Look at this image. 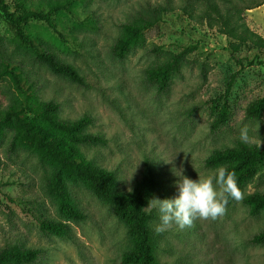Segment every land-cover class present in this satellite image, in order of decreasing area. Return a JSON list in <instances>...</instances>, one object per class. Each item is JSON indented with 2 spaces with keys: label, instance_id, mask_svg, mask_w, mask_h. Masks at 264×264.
Here are the masks:
<instances>
[{
  "label": "rangeland",
  "instance_id": "374dc122",
  "mask_svg": "<svg viewBox=\"0 0 264 264\" xmlns=\"http://www.w3.org/2000/svg\"><path fill=\"white\" fill-rule=\"evenodd\" d=\"M6 2L10 12L16 9L14 0ZM53 19L62 37L41 20L28 21L23 30L74 67L83 84L50 72L16 44L0 12V108L14 94L1 69V61L9 60L34 84L40 99L59 104L60 119L89 118L86 132L95 139L80 150L91 166L112 173L114 191H131L149 166L154 179L149 200L173 197V164L183 162L185 174L196 179L213 150L241 142L239 130L245 124L251 130L246 144L264 147V111L259 118L247 115V108L264 96V49L238 45L225 31L239 32L245 25L264 39V0H78L70 12ZM144 22L153 25L143 32V43L123 60L115 59L111 50L121 25ZM230 44L237 46L234 52ZM174 57L178 69L159 91L146 71ZM223 105L228 120L212 129ZM10 137L8 131L0 135V250L38 249L32 264H123L121 254L131 242L111 205L77 178L61 177L71 203L84 216L69 220L61 215L46 187L53 167L10 148ZM171 158L172 164L164 161ZM255 190L264 191V164L241 192ZM147 205L159 263L264 264V243L251 242L264 231V213L249 216L242 200L227 203L215 219H196L184 228L172 224L161 232L155 230L158 213ZM44 219L63 223L65 234L42 230L39 221Z\"/></svg>",
  "mask_w": 264,
  "mask_h": 264
},
{
  "label": "trees",
  "instance_id": "16d2710c",
  "mask_svg": "<svg viewBox=\"0 0 264 264\" xmlns=\"http://www.w3.org/2000/svg\"><path fill=\"white\" fill-rule=\"evenodd\" d=\"M77 1L14 0L16 9L10 12L6 0H0V12L13 28L16 44L30 51L50 72L81 85L83 79L74 67L41 48L37 40L23 30L28 21L41 20L62 37L57 32L53 15L70 12ZM152 25V22L122 24L120 36L111 50L114 58L123 60L132 49L142 44L143 32ZM225 31L238 45H247L251 50L264 49V39L245 25H242L239 32L232 28ZM236 48L235 44L229 45L231 52ZM1 62L2 73L11 83L14 94L10 103L0 108V135H4L6 131L10 132V148L25 150L38 161L53 167L47 177L46 187L55 199L58 212L69 220L83 218V213L71 203L61 184V177L77 178L98 200L111 205L117 221L125 227L131 246L122 252L121 262L161 264L154 256L153 235L147 225L152 215L145 210L154 188L149 166L145 167L142 178L131 191H114L112 173L104 168L91 166L80 150L81 146L95 139L86 132V127L90 123L89 118L83 116L73 121L60 119L58 103L40 99L34 84L24 77L17 64L9 60ZM178 66L179 58L174 57L161 65L151 67L146 71L147 80L162 91L167 88ZM263 111L264 96L247 108V115L259 118ZM228 115V108L223 105L216 113L212 129L225 124ZM220 164H227L229 169L235 172L238 187L242 191L245 184L256 175L258 168L264 164V147L238 142L231 148L215 149L207 156L206 165L217 167ZM232 201L234 199L229 198L227 203ZM242 202L247 207L249 216L256 217L264 213V191L255 190L245 194ZM39 225L42 230L58 237H62L66 231L63 223L53 219L40 220ZM251 242L263 244L264 231L254 235ZM39 255L40 250L35 248L8 247L0 250V263L32 264Z\"/></svg>",
  "mask_w": 264,
  "mask_h": 264
},
{
  "label": "clouds",
  "instance_id": "9594fccd",
  "mask_svg": "<svg viewBox=\"0 0 264 264\" xmlns=\"http://www.w3.org/2000/svg\"><path fill=\"white\" fill-rule=\"evenodd\" d=\"M250 128L242 125L239 130V139L243 143L250 141ZM174 158V157H173ZM173 158L164 160L172 164ZM206 161H202L204 174L197 173L192 179L185 174L183 162L179 166L173 164L171 171L177 178L175 180L176 194L171 198H152L147 208L158 213L159 223L157 232L164 231L172 224L180 228L190 227L196 219H215L223 214L229 198L242 200L244 194L237 184L234 171L227 164H220L213 170L206 168Z\"/></svg>",
  "mask_w": 264,
  "mask_h": 264
}]
</instances>
